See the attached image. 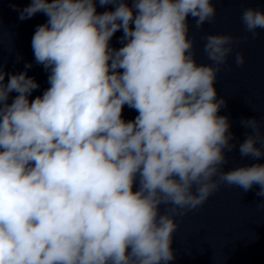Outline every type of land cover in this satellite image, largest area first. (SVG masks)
I'll list each match as a JSON object with an SVG mask.
<instances>
[{
  "label": "clouds",
  "instance_id": "obj_1",
  "mask_svg": "<svg viewBox=\"0 0 264 264\" xmlns=\"http://www.w3.org/2000/svg\"><path fill=\"white\" fill-rule=\"evenodd\" d=\"M98 2L115 10L98 14L96 0H31L20 11V20L48 18L31 46L50 87L30 101L38 83L0 69V264H167L175 217L222 185H258L264 196V164L223 171L235 145L214 84L238 39L206 35L213 63L198 64L187 22L212 23V0ZM241 21L255 39L264 11L246 8ZM121 29L123 46L113 49ZM234 62L243 66V53ZM125 105L134 120L123 119ZM241 124L251 132L239 152L259 160L260 121Z\"/></svg>",
  "mask_w": 264,
  "mask_h": 264
},
{
  "label": "water",
  "instance_id": "obj_2",
  "mask_svg": "<svg viewBox=\"0 0 264 264\" xmlns=\"http://www.w3.org/2000/svg\"><path fill=\"white\" fill-rule=\"evenodd\" d=\"M0 69H2L6 74H13L7 35H6L2 0H0ZM7 82H8V75L5 76L4 83L6 84ZM16 95L17 94L15 92L9 94V99H8L9 104L13 101Z\"/></svg>",
  "mask_w": 264,
  "mask_h": 264
}]
</instances>
